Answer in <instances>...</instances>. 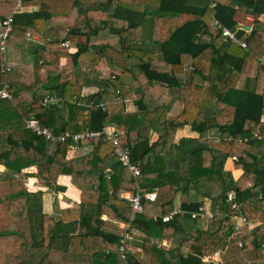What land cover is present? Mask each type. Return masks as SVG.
<instances>
[{"label": "trees", "instance_id": "1", "mask_svg": "<svg viewBox=\"0 0 264 264\" xmlns=\"http://www.w3.org/2000/svg\"><path fill=\"white\" fill-rule=\"evenodd\" d=\"M18 1L0 0V18ZM22 2L40 8L15 13L8 42H31L36 48L31 66L8 62L10 70L0 72V89L8 82L12 94L0 98V264H139L136 258L143 253L151 264H204L208 252L233 242L239 246V240L241 250L253 245L255 264L264 262V22L252 20L264 12V0ZM57 14H65L68 23L47 40ZM216 20L246 46L225 40ZM103 60L112 78L79 74L81 62L96 66ZM86 82L97 89L83 93ZM47 96L57 101L42 105ZM167 96L180 103L177 113ZM128 101L135 110L127 109ZM31 117L57 134L101 133L77 143L56 142L28 128ZM109 127L120 145L130 147L140 176L113 154ZM185 127L199 136L177 139ZM154 133L158 138L151 141ZM75 145L91 149L68 158ZM233 168L241 174L235 176ZM62 174L80 189L81 202L62 209L60 219L44 212L43 194L65 189L58 183ZM29 177L37 178L36 190L26 183ZM138 190L143 210L132 218L120 192ZM230 190L240 211L227 201ZM150 191L154 200L145 197ZM177 199L182 213L162 221L178 208ZM205 201L214 217L192 218ZM239 213L254 225L237 233ZM13 218L19 222L16 230L8 226ZM201 222L207 223L204 228ZM191 227H197L196 235ZM126 231L132 239L122 257ZM132 243L141 251L132 253Z\"/></svg>", "mask_w": 264, "mask_h": 264}, {"label": "crops", "instance_id": "2", "mask_svg": "<svg viewBox=\"0 0 264 264\" xmlns=\"http://www.w3.org/2000/svg\"><path fill=\"white\" fill-rule=\"evenodd\" d=\"M40 8V6L38 4L35 5H23V9L22 11H36ZM13 12V11H12ZM252 20H254V23H263L264 22V12H260L258 13L255 18H253ZM259 20V21H258ZM51 27L48 29V34H47V40L52 39L54 37H57V30L56 28L58 26H65L68 23V19L66 17L65 14H57L54 15L51 19ZM250 27V26H249ZM251 28V27H250ZM39 36H36V38H38ZM28 41V43H27ZM24 44H26V46L24 44H21V46H19V44L17 45H10V49H9V55H10V59H8V62L17 65V66H22L25 64H29L31 66V62H33L35 54L33 52L32 49H36L35 47H33L31 45V42L29 40H26L23 42ZM68 45L72 46V49H74V44L73 42L68 43ZM26 49V50H25ZM30 49V50H29ZM11 52V53H10ZM11 56H14L15 59H13ZM264 60V57H263ZM61 66L62 64L66 61V58L62 57L61 60ZM81 66H84L87 64L89 65L90 63L88 62H81L80 63ZM24 69H20V76L22 75ZM81 69H79V74L83 73L80 72ZM84 70V69H82ZM89 74V73H88ZM30 75V73H29ZM84 79L85 77L87 78V74L83 73L81 74ZM240 87V86H239ZM91 91H93L90 87V82H86L84 84L83 87V93H90ZM173 99V98H172ZM174 107L175 109L173 110V113H177L178 110V106L177 104H180L178 101L174 100ZM127 109L129 111H133L135 110V106L133 104V102L128 101L127 102ZM263 120H264V116H263ZM211 134V133H210ZM185 136H199V134L197 132H193L190 127H185L183 129H180L177 131V139H180L181 137H185ZM158 138V134L154 133L152 135L151 141H154ZM91 149L90 146H71V148L68 151L67 157L68 158H72L81 154H85L87 153L89 150ZM233 162L231 160H229L227 162V166L228 168H232L233 167ZM234 174L240 175L242 170L240 169H232ZM4 171V166L0 165V176L2 175V172ZM26 183L29 185L30 190H36L37 189V178L36 177H29L28 180L26 181ZM58 183L60 185H63V187H65L64 190H59V191H45L43 194V210L45 213L48 214H54L56 218H62V209L67 208V207H72V206H77L80 202H81V191L80 189L75 186L71 180V176L67 175V174H62L59 176L58 178ZM195 199H200V196H195ZM209 202V201H208ZM210 203V202H209ZM177 207L180 206V200H176V204ZM10 223L8 224L9 229H11V226L15 227V230L18 228L19 222L17 220V218H13L9 220ZM188 225V224H186ZM202 228H204L201 224ZM197 227H191V232H195ZM12 230V229H11ZM132 245V253L134 252H140L141 251V247L139 244L134 245L133 243ZM252 245V244H251ZM251 245H249L248 248L244 249L246 251V257L242 258L245 259L247 261V263L252 264V262L256 261V250L254 247H252ZM236 242H233L231 244H228L227 247L225 248V250L222 251H218L217 253H215L212 256H207V257H203L205 261L204 264H242L239 263L238 261H236V257H232L229 253V251L233 250L236 248ZM238 247V246H237ZM238 250V249H237ZM240 254V253H239ZM235 255H238V253H235ZM239 257V255H238ZM210 258H214L212 260H210ZM139 264H151V256L149 254L143 253L140 257L136 258ZM241 259V260H242ZM61 264H93L91 261H72V260H65L63 261ZM96 264H112L109 262H104V263H96Z\"/></svg>", "mask_w": 264, "mask_h": 264}, {"label": "built area", "instance_id": "3", "mask_svg": "<svg viewBox=\"0 0 264 264\" xmlns=\"http://www.w3.org/2000/svg\"><path fill=\"white\" fill-rule=\"evenodd\" d=\"M23 9V2L22 0H19L14 11L7 15L5 18H0V49H1V61H0V72H6L10 70L8 66V61H7V46L8 42L10 39L11 32L13 30V21H14V15L17 12L22 11ZM215 24L221 28L222 30V36L224 37L225 40L230 39L231 41L235 43H241L242 46H246L245 41L239 40L236 37V32L230 29L227 26L222 25L218 20L215 21ZM243 26L244 28L246 25H240V27ZM10 84L8 82L5 83L3 88L0 89V98H11L12 94L9 91ZM57 98L54 96H47L44 100L41 101L42 105H47L50 102H56ZM27 127L30 128L32 131L36 132L38 135H43L52 141L56 142H65L68 139H72L74 142H79L82 139L88 138V137H93L99 135L101 132L100 131H83V132H76L72 133L68 130L63 131L59 134L55 133L52 129L49 127H43L39 121V119L35 117H31L27 119ZM106 133L109 135L111 139L114 140V143L116 144L113 154L116 156V158L122 162L123 165L128 166L129 169L132 171V174L134 176H140L141 174V167L139 163H134L132 161L131 157V149L128 146H122L119 144L117 137L114 135L115 130L113 128H107ZM234 159L235 156L233 157ZM120 196L126 199L130 206L132 207V218H135L136 215L142 212L143 210V203H142V193L139 192H132V191H121ZM145 197L149 200H154L156 198V193L153 191L147 192L145 194ZM236 197V192L235 190H230L227 193V201H232L231 203V208L234 209L235 211H240V206L238 205L237 202L233 201ZM177 213H182V209L180 207L175 208L173 211H171L169 214L162 216V221H169L173 218V216ZM191 217L192 218H199V219H212L214 217V213L211 209L210 203L209 202H203L199 206L198 211H193L191 212ZM157 219V217H156ZM234 220H235V228L237 233L240 232L241 227L244 225H249L250 227L253 226L254 224L251 223L250 221L247 220L245 216L242 214H236L234 215ZM124 225V224H122ZM127 227V225H126ZM132 239V233L130 231H126L123 236L121 237L120 240V246L119 250L122 252V257L125 256L126 252V245L129 240ZM239 247H244L243 241H238Z\"/></svg>", "mask_w": 264, "mask_h": 264}, {"label": "rangeland", "instance_id": "4", "mask_svg": "<svg viewBox=\"0 0 264 264\" xmlns=\"http://www.w3.org/2000/svg\"><path fill=\"white\" fill-rule=\"evenodd\" d=\"M259 21V20H258ZM258 23V22H257ZM242 25V24H241ZM246 26H248V25H246ZM241 27H243V26H241ZM251 27V26H250ZM243 29H246L247 31H250L251 30V28H246V27H244ZM27 43H28V41H27ZM25 46H26V44H25ZM9 49H10V43H9V45H8V50H7V54H6V57H7V61H8V59H10V55H9ZM26 50V49H25ZM30 50V49H29ZM11 53V52H10ZM13 59H15V57L14 56H11ZM63 64H65V62L63 63ZM79 69H81L80 70V72H82L83 71V73H85V74H87V77H90V79H94L96 76L98 77V78H100V79H105V78H108V77H110V78H112V76H111V67H110V65L108 64V61L106 62V61H101L99 64H96V66H95V64H93V65H91V64H89V65H85V67L84 66H80V68ZM82 69H84V70H82ZM83 73H80V74H83ZM89 73V74H88ZM243 83H244V78H241V80L239 81V83H238V86H240V87H242L243 86ZM90 87H91V89L94 91V90H96L97 89V87L95 86V83L94 82H91L90 83ZM172 97H170V96H167L166 97V99L167 100H170ZM172 100V99H171ZM233 174H234V172H233ZM239 174V173H238ZM238 174H237V172H236V174H234L235 176H238ZM9 223H10V221H9ZM202 223V226L204 227V226H206V224L207 223H205V222H201ZM12 228V230H15V227L14 226H11ZM192 234L193 235H196V231L195 232H192ZM251 245V244H250ZM252 246V245H251ZM239 247V246H238ZM237 246H236V248L235 249H233V250H231V251H229V253H230V255L232 256V257H236V261H238L239 263H242V264H250V263H247V261L245 260V259H242L243 257L245 258L246 257V251L243 249V250H241V249H239ZM253 247V246H252ZM22 248V247H21ZM22 249H24V248H22ZM238 249V250H237ZM235 253H238V255H239V257H238V255H235ZM240 253V254H239ZM208 254L209 255H214L215 253L214 252H208ZM247 258V257H246ZM256 258H257V255H256ZM212 259H214V258H210V260H212ZM242 259V260H241ZM257 260V259H256ZM256 262V261H255ZM262 263H264V262H262ZM261 263V264H262ZM252 264H255L254 263V261L252 262Z\"/></svg>", "mask_w": 264, "mask_h": 264}, {"label": "water", "instance_id": "5", "mask_svg": "<svg viewBox=\"0 0 264 264\" xmlns=\"http://www.w3.org/2000/svg\"><path fill=\"white\" fill-rule=\"evenodd\" d=\"M251 1L253 2V1H255V0H251ZM258 1H260V0H258ZM245 27H246V28H250L249 26H245Z\"/></svg>", "mask_w": 264, "mask_h": 264}]
</instances>
